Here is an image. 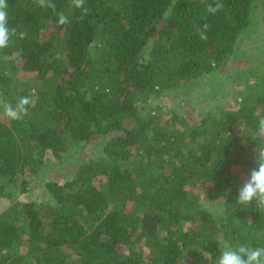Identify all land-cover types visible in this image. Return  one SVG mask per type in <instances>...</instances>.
I'll list each match as a JSON object with an SVG mask.
<instances>
[{
  "label": "trees",
  "instance_id": "16d2710c",
  "mask_svg": "<svg viewBox=\"0 0 264 264\" xmlns=\"http://www.w3.org/2000/svg\"><path fill=\"white\" fill-rule=\"evenodd\" d=\"M54 2L7 0L2 264H214L225 242L264 246V210L236 204L264 144V0Z\"/></svg>",
  "mask_w": 264,
  "mask_h": 264
},
{
  "label": "clouds",
  "instance_id": "9594fccd",
  "mask_svg": "<svg viewBox=\"0 0 264 264\" xmlns=\"http://www.w3.org/2000/svg\"><path fill=\"white\" fill-rule=\"evenodd\" d=\"M35 3L39 7L56 10L54 0H35ZM71 7L80 9L85 14L88 11L85 7V0H71ZM7 8V0H0V49L9 46L10 40L16 32L14 28L9 27ZM221 8L222 4L217 3L215 6L210 5L208 11L215 13ZM57 16L59 25L69 23V17L64 12H58ZM208 28V24L203 26L202 31L199 33L201 40L207 39ZM31 103L30 97H20L15 107L11 104H4V113L11 120L22 119L23 116L28 114V106ZM256 128L257 135L264 134V117L258 119ZM254 161L256 167L250 170L248 178L239 187L236 204L252 205L254 203L258 210H264V144L257 143ZM214 264H264V246H252L247 243L233 246L225 242L221 246L220 255L216 258Z\"/></svg>",
  "mask_w": 264,
  "mask_h": 264
},
{
  "label": "rangeland",
  "instance_id": "374dc122",
  "mask_svg": "<svg viewBox=\"0 0 264 264\" xmlns=\"http://www.w3.org/2000/svg\"><path fill=\"white\" fill-rule=\"evenodd\" d=\"M260 17H261V12L259 14L256 15L255 17V20L258 21L257 23V29H264V19H261L260 20ZM245 49V48H244ZM245 51H247V49H245ZM257 52L259 54H263L264 55V51H262L261 49H257ZM261 52V53H260ZM248 53V51H247ZM251 56L249 53H248V57ZM225 74H227L228 72H224ZM225 77V76H224ZM222 82L224 83V85H226L224 87V89H227V90H230L231 93L227 95L226 99L229 101V102H233L235 103V97L234 95H232V93L236 92V91H242L244 90V86L246 83V79H245V76L243 77H238L237 75H232V76H227L225 77ZM34 83V82H33ZM34 85L36 86V84L34 83ZM244 92V91H243ZM240 99V98H239ZM189 110H192L193 108H188ZM164 115H168L169 116V113L167 114L166 112H163ZM3 204L1 203L0 204V211L3 209Z\"/></svg>",
  "mask_w": 264,
  "mask_h": 264
},
{
  "label": "built area",
  "instance_id": "2783aa9c",
  "mask_svg": "<svg viewBox=\"0 0 264 264\" xmlns=\"http://www.w3.org/2000/svg\"><path fill=\"white\" fill-rule=\"evenodd\" d=\"M0 264H2V262L0 261Z\"/></svg>",
  "mask_w": 264,
  "mask_h": 264
}]
</instances>
